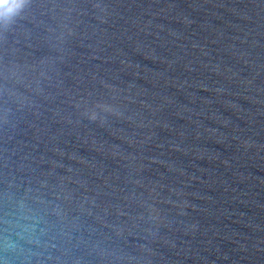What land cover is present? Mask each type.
<instances>
[{"label": "water", "instance_id": "1", "mask_svg": "<svg viewBox=\"0 0 264 264\" xmlns=\"http://www.w3.org/2000/svg\"><path fill=\"white\" fill-rule=\"evenodd\" d=\"M0 264H264V0H32L0 31Z\"/></svg>", "mask_w": 264, "mask_h": 264}, {"label": "clouds", "instance_id": "2", "mask_svg": "<svg viewBox=\"0 0 264 264\" xmlns=\"http://www.w3.org/2000/svg\"><path fill=\"white\" fill-rule=\"evenodd\" d=\"M32 0H0V31L10 30L20 21L30 8ZM108 114L120 115L116 108L109 103H98L89 107L84 115L93 121H106Z\"/></svg>", "mask_w": 264, "mask_h": 264}]
</instances>
